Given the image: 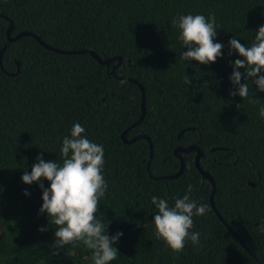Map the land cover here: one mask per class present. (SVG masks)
I'll return each instance as SVG.
<instances>
[{"label": "trees", "instance_id": "trees-1", "mask_svg": "<svg viewBox=\"0 0 264 264\" xmlns=\"http://www.w3.org/2000/svg\"><path fill=\"white\" fill-rule=\"evenodd\" d=\"M188 14L215 15L214 42L224 45L215 63L181 58L187 48L172 20ZM10 23L12 37L29 31L55 48L93 50L114 60L105 65L89 53H58L32 36L8 42ZM260 26L264 0H0V51L6 45L0 58V264H94L82 242L53 247L57 226L39 212V184L48 188L49 182L22 181L38 155L62 164L63 138L76 123L104 149L108 188L96 217L110 237L123 233L110 264H264V92L256 91L253 77L248 87L255 104L230 95L232 62L243 57L234 50L228 55L230 39L250 47ZM130 79L145 93V115L135 126L142 94ZM124 130L126 140L149 137L151 157L149 141L125 143ZM192 144L203 151L200 166L214 180L217 211L257 260L215 214L212 186L196 168L195 152L178 153L185 163L180 176L155 178L176 173L175 148ZM188 185L190 198L208 211L193 217L200 245L189 241L177 256L155 236L158 209L151 200L173 207Z\"/></svg>", "mask_w": 264, "mask_h": 264}, {"label": "clouds", "instance_id": "clouds-1", "mask_svg": "<svg viewBox=\"0 0 264 264\" xmlns=\"http://www.w3.org/2000/svg\"><path fill=\"white\" fill-rule=\"evenodd\" d=\"M172 25L179 29L178 40L187 48L182 53L183 60L208 65L222 56L224 45L214 42L217 36L214 14L207 18L201 14L178 15L172 20ZM228 43L229 56L234 50L243 57L232 62L233 71L229 79L235 90L230 91V95H238L255 104L257 101L249 98L248 79L256 78L252 80L257 86L256 91L264 92V26L258 28L255 42L250 47L236 38L230 39ZM240 69H244V73ZM190 82V79L185 81L186 84ZM259 116L264 119V106L260 107ZM84 133L83 126L74 124L70 136L64 137L62 141V164L51 160L46 162L42 155H38L31 173L25 171L22 181L28 185L42 179L49 182L48 188H44L43 183L39 184L43 191V204L39 212L47 213L57 226L54 248L68 245L75 247L78 242H82L92 250L94 264H110L119 253L113 245L123 233L117 232L110 237L106 234L105 223L96 217L100 200L108 188L103 176L104 149L103 145L87 139ZM191 192L192 185H188L187 194L177 198L173 207L169 206L167 200L156 196L151 200L158 209L154 215L155 236L164 241L177 256L184 251L189 241L194 247L200 245L201 234L191 231L194 227L193 217L203 216L208 211L207 204H197L190 198ZM25 195L28 193L25 192ZM38 230L45 232L48 228L41 227ZM259 230L264 232V221Z\"/></svg>", "mask_w": 264, "mask_h": 264}, {"label": "water", "instance_id": "water-1", "mask_svg": "<svg viewBox=\"0 0 264 264\" xmlns=\"http://www.w3.org/2000/svg\"><path fill=\"white\" fill-rule=\"evenodd\" d=\"M13 25L12 23L9 24L7 30H6V35H7V40L8 42H11V41H14V40H17L19 39L20 37L22 36H32L40 45L44 46L45 48L47 49H50L52 51H55V52H58V53H89L92 57H94L99 63L101 64H105V65H109L113 60L114 58H106V59H101L97 53L93 50H87V49H82V50H61V49H58V48H55L49 44H47L45 41H43L39 36L35 35L34 33L32 32H29V31H21L19 33H17L14 37H12L10 35V31L12 29ZM6 48V45L3 47V49L0 51V58L2 56V52L3 50H5ZM116 58V57H115ZM118 63L116 65H114L112 68H111V73L114 74V70H115V67L117 65H119V63L121 62V57H118ZM131 81L135 82L138 84L139 86V89L141 90V94H142V97H141V110H142V113H141V117L139 118V120H137L132 126H135L136 124H138L142 118L144 117L145 115V93H144V89H143V86L135 79H130ZM129 129V128H128ZM127 130H124L122 133H121V137L123 139V141L125 143H131L139 138H146L148 141H149V145H150V149H151V154H150V157L152 155V142L150 140L149 137H147L146 135H137V136H134L132 137L131 139L129 140H126L125 139V133H126ZM183 131H181L179 133V136L180 134H182ZM214 150V149H213ZM189 152H195V159H194V162H195V166L196 168L198 169L199 173L201 174L202 178L208 180L212 186V189H211V195H210V203H211V206L215 212V214L218 216V218L227 226V228L231 231V233L238 239V241L243 245V247L251 254V256L257 260V258L255 257L254 254H252L250 252V250L245 246V244L242 242V240L233 232V230L228 226V224L224 221V219L221 217L220 213L217 211L215 205H214V202H213V196H214V192H215V183H214V180L211 176V174L206 171L205 169H203L201 166H200V159L201 157L203 156V151L196 145L192 144V145H189L187 147H182V146H178L175 148L174 150V153L179 157V160H180V168L179 170L172 174V175H166V176H158V177H155L156 179H173V178H176L178 176H180L183 172V169H184V166H185V163H184V160L182 158L181 155H179L178 153H189ZM147 166H149V164H147ZM251 185H254L255 183L253 182H250Z\"/></svg>", "mask_w": 264, "mask_h": 264}]
</instances>
